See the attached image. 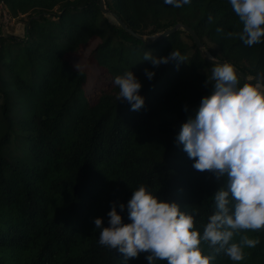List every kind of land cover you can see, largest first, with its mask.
I'll return each instance as SVG.
<instances>
[{
    "label": "trees",
    "instance_id": "1",
    "mask_svg": "<svg viewBox=\"0 0 264 264\" xmlns=\"http://www.w3.org/2000/svg\"><path fill=\"white\" fill-rule=\"evenodd\" d=\"M104 3L145 40L101 14L99 0H0L11 18L26 17L22 38L0 34V264H125L118 249L100 245L102 228L94 224L100 218L102 227L110 226L113 204L123 223H131L127 203L143 185L192 214L202 236L216 212L214 194L226 187V177L193 168L177 137L213 92L214 64L204 51L256 77L264 74V37L250 47L243 43L230 0L182 7L164 0ZM177 24L195 33L203 51L180 29L152 40ZM87 49L86 63L97 70L88 90L87 73L72 63ZM173 50L184 61L157 67L144 61L146 53L160 58ZM145 69L155 73L151 80ZM127 71L142 85L138 111L117 99L114 78ZM238 78V87L255 83ZM242 235L259 243L244 247L240 262L208 242H201L202 254L215 256L210 264H264V229L237 232L232 242ZM148 255L126 264H149Z\"/></svg>",
    "mask_w": 264,
    "mask_h": 264
},
{
    "label": "clouds",
    "instance_id": "2",
    "mask_svg": "<svg viewBox=\"0 0 264 264\" xmlns=\"http://www.w3.org/2000/svg\"><path fill=\"white\" fill-rule=\"evenodd\" d=\"M190 2L164 0L173 7ZM230 4L243 26L239 38L249 47L261 43L264 0H230ZM233 35L228 33L229 37ZM206 57L214 64L213 92L202 98L195 119L182 125L177 141L195 161L194 169L212 172L217 179L226 177V187L214 194L216 212L209 217L202 236L195 230L192 214L181 211L176 202L159 200L143 185L133 191L127 203L131 223H123L113 204L108 213L110 226L102 227L100 218L94 224L102 228L100 245L118 249L125 256V264L140 253H150L146 257L149 264L157 260L210 264L215 256L203 255L201 242H208L215 253L223 251L231 261L240 262L245 259L244 247L254 248L259 243L248 235H242L239 242L232 241L237 232L264 229V74L258 73L255 83L238 87L239 78L231 63H215L209 53ZM171 60L184 61L174 50L168 57L155 58L151 53L144 56V61H151L154 67ZM144 71L149 80L155 75ZM114 85L119 88L117 99L130 104L132 111L144 106V98L139 95L142 85L132 71L117 75ZM119 208L124 211L125 205Z\"/></svg>",
    "mask_w": 264,
    "mask_h": 264
},
{
    "label": "rangeland",
    "instance_id": "3",
    "mask_svg": "<svg viewBox=\"0 0 264 264\" xmlns=\"http://www.w3.org/2000/svg\"><path fill=\"white\" fill-rule=\"evenodd\" d=\"M4 11H7L5 7H0V34L1 35H11L17 38H22L24 36V28L26 25V17L25 16H20L17 18H11L8 15V20L6 22V20L3 19V15L2 13ZM152 38V37H151ZM150 37L148 39H151ZM97 42H94L92 47L95 46ZM210 49L212 52L215 51L213 46H210ZM90 52V49H87L84 53V56L82 59H73L72 63L75 67V69L77 70H84L87 73V81H88V86H87V90L89 89V87L91 86V84L94 82V79L97 75V70L95 69V67L93 66H89L87 65L86 61H87V57L88 54ZM205 55L207 56V54L209 53V55L211 56L209 51H204ZM264 90V89H262Z\"/></svg>",
    "mask_w": 264,
    "mask_h": 264
},
{
    "label": "water",
    "instance_id": "4",
    "mask_svg": "<svg viewBox=\"0 0 264 264\" xmlns=\"http://www.w3.org/2000/svg\"><path fill=\"white\" fill-rule=\"evenodd\" d=\"M99 10H100L101 14H103L104 16H109L113 21H115V23L117 25H119L120 27L125 29L133 37L137 38L140 41H144L145 40V38L143 36L137 35L134 32H132L130 29H127V27L123 24V22L119 19V17H117L113 12H111L109 9H107V7L105 6L104 0H99ZM178 29L187 32L191 36L193 42L197 45V47L201 51H203V45L199 41V39L197 38L195 33L189 27L184 26L182 24H177L172 29H168V30L163 31L162 33L152 37V40L153 41L161 40V39L165 38L167 35H169L170 33L174 32V31H176ZM204 57L206 58V60H208V58L206 56H204ZM209 62H211V61H209ZM224 62L225 61H220V60H216L215 59V63L223 64ZM235 71H236L238 77H240L242 79H245V80H248V78L243 73H241L239 70H237L236 68H235ZM253 78L254 79L252 81H255V78H257V76L253 77Z\"/></svg>",
    "mask_w": 264,
    "mask_h": 264
},
{
    "label": "built area",
    "instance_id": "5",
    "mask_svg": "<svg viewBox=\"0 0 264 264\" xmlns=\"http://www.w3.org/2000/svg\"><path fill=\"white\" fill-rule=\"evenodd\" d=\"M0 7L2 8L3 5L0 4ZM2 15H3V19L6 20V22H7L8 18H9V17H8V12H7V11H4V12L2 13Z\"/></svg>",
    "mask_w": 264,
    "mask_h": 264
}]
</instances>
